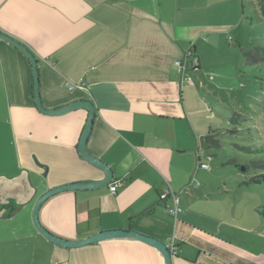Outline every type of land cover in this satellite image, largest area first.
Here are the masks:
<instances>
[{
  "label": "crops",
  "instance_id": "1",
  "mask_svg": "<svg viewBox=\"0 0 264 264\" xmlns=\"http://www.w3.org/2000/svg\"><path fill=\"white\" fill-rule=\"evenodd\" d=\"M244 4L0 0V30L36 56L43 106L92 100L86 150L122 181L114 193L105 185L50 196L38 213L46 229L69 240L133 229L173 241L172 264H264V250L250 247L235 218L225 219L226 186L207 182L210 166L196 168L205 157L199 137L217 124L201 77L202 50L242 25ZM191 43L198 67L180 72L175 61ZM87 115L84 107L39 111L27 57L0 38V202L18 207L10 216L0 211V264H164L155 247L136 238L62 247L34 226L33 205L46 190L105 176L77 149ZM193 174L197 187L190 186ZM167 184L181 200L176 219L159 201Z\"/></svg>",
  "mask_w": 264,
  "mask_h": 264
},
{
  "label": "rangeland",
  "instance_id": "2",
  "mask_svg": "<svg viewBox=\"0 0 264 264\" xmlns=\"http://www.w3.org/2000/svg\"><path fill=\"white\" fill-rule=\"evenodd\" d=\"M244 6L242 25L202 50L201 77L206 86L202 84L216 118L213 129H218L220 146L200 154L212 156L207 182L226 186L225 219L235 218L243 239H252L250 247L258 252L264 250V182L254 184L250 179L264 169H254L250 162L264 161V63L246 65L242 52L264 47V0H245Z\"/></svg>",
  "mask_w": 264,
  "mask_h": 264
},
{
  "label": "water",
  "instance_id": "3",
  "mask_svg": "<svg viewBox=\"0 0 264 264\" xmlns=\"http://www.w3.org/2000/svg\"><path fill=\"white\" fill-rule=\"evenodd\" d=\"M0 38L6 40L8 43L13 45L15 48H17L27 57L31 65V71H32L33 100L39 111L45 114L57 115V114H63V113L69 112L71 110H74L80 107H84L88 110L87 119L85 121L82 132L80 134L79 141L77 144V149L81 157L86 159L89 163H91L95 167L101 169L105 174L104 178L100 180L76 181V182L65 183V184L51 187L48 190H46L44 193H42L36 199L33 205V209H32V221H33L34 226L37 228V230L49 241H51L52 243L58 246H62V247H78V246H83L86 244L98 242L104 239L117 238V237L136 238V239H139L155 247L162 254L164 258V264H172V254L168 246L163 241L155 237L145 235L133 229H105V230L95 232L91 235H88L80 239L69 240V239L60 237L58 235H55L54 233L50 232L48 229H46L41 224L38 213H39L40 206L47 198H49L50 196L56 193H59L65 190L90 189V188H97V187L108 185L113 180V170L103 160L91 155L86 150V141L89 136L91 126L93 123V118L96 113V107L93 101L90 99H79V100L68 103L67 105L57 108V109H46L43 106L41 98H40L39 77H38V67H37L38 65H37V59H36L35 54L23 42L3 32L2 30H0ZM199 142H200L201 148L205 149L208 147V143L205 141L203 136L199 137ZM241 169L244 170V167Z\"/></svg>",
  "mask_w": 264,
  "mask_h": 264
},
{
  "label": "built area",
  "instance_id": "4",
  "mask_svg": "<svg viewBox=\"0 0 264 264\" xmlns=\"http://www.w3.org/2000/svg\"><path fill=\"white\" fill-rule=\"evenodd\" d=\"M198 56L196 55L193 44L191 43L189 47L185 50L182 58L175 61V65L178 71L183 72L186 69L195 70L198 65ZM72 87H79L82 88L81 85L73 84ZM212 158L211 155H206L204 160H198L196 168H209L210 159ZM190 186L197 187L199 182L196 180L194 174L191 176ZM122 185V181L120 179L112 180L109 184V190L111 192H116L117 188ZM159 201L163 204L164 208L168 212V214L173 217L174 219L183 211L181 206V200L179 194L176 193L170 186L167 184L166 188L159 193ZM168 248L171 254H175L176 246L173 241H171L168 245Z\"/></svg>",
  "mask_w": 264,
  "mask_h": 264
},
{
  "label": "trees",
  "instance_id": "5",
  "mask_svg": "<svg viewBox=\"0 0 264 264\" xmlns=\"http://www.w3.org/2000/svg\"><path fill=\"white\" fill-rule=\"evenodd\" d=\"M243 60L246 65H254L258 63H264V47L263 46H254L250 49L243 50ZM199 64V62H198ZM198 67V65H197ZM196 67V68H197ZM218 132V129H211L209 133L204 137L205 141L208 143L207 148L215 147L218 148L220 146L219 139L217 138L216 134ZM205 148V149H207ZM241 149L245 151H251L249 147L240 146ZM259 149H256V151ZM232 162V161H231ZM251 166L254 169H264V161H251ZM235 166L239 167V164H235ZM247 168V165H245ZM251 182L254 184H261L264 182V173H259L254 175L251 179ZM17 205L13 203L12 201H8L6 203L0 202V211H5L7 215H11L17 210Z\"/></svg>",
  "mask_w": 264,
  "mask_h": 264
}]
</instances>
